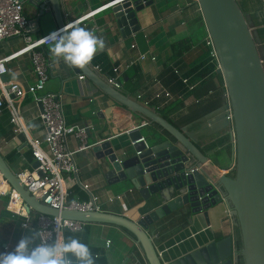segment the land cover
I'll return each instance as SVG.
<instances>
[{
	"label": "crops",
	"instance_id": "crops-1",
	"mask_svg": "<svg viewBox=\"0 0 264 264\" xmlns=\"http://www.w3.org/2000/svg\"><path fill=\"white\" fill-rule=\"evenodd\" d=\"M237 1L252 23L260 47L264 48V0ZM63 2L69 24L76 22L74 26L85 27L104 40V47L98 49L89 62L97 71L116 79L125 93L136 99L141 96V102L149 103L156 110L158 106L161 110L173 104V108H169L173 124L194 141L218 170L233 168L236 144L227 90L223 76L218 73L213 44L208 43L211 40L198 0L144 1L138 11L140 30L137 33L122 32L111 7L97 11L110 0ZM94 11L97 12L81 20ZM24 15L34 24V36H45L58 30L51 6L41 16L38 7L24 0ZM51 45L44 47L50 62V79L45 92L61 96L67 124L86 127L90 145L76 156L77 174L65 176L69 197L91 200L94 196L101 211L136 221L148 212V208L160 205L156 196L148 201L143 199L129 181H123L115 172L108 157H98L91 146L110 142L118 161L129 166L127 162L137 156L129 132L142 127L144 136L149 137L155 128L142 126L144 120L115 104L83 73H76L73 66L66 65L62 58H56L53 63ZM22 46L20 39L4 41L0 45V58L13 55ZM140 54H146L147 59L140 61ZM7 67L9 72L2 76L6 78L2 80L5 87L19 83L27 89L35 84L30 55L13 58ZM114 68L119 69L118 73ZM157 82L174 98L167 105L163 103L164 99L155 98L156 89L160 87ZM204 82L207 83L203 93L206 95L199 98L194 90ZM185 85L187 92L182 89ZM14 106L20 124L12 122L13 112L7 105L0 108V153L8 168L19 174L34 169L36 161L29 138L43 141L46 129L41 119L42 106L33 95L27 93L17 98ZM18 128H22L21 131ZM68 141L71 150L80 145L74 137H69ZM7 192L11 193L7 195ZM12 194L13 190L0 174V253L13 251L26 235L33 237L31 247L39 245L36 231L23 227L27 218L10 211L25 210L21 200L16 205L11 204ZM159 195L162 197L161 193ZM24 214H27L26 210ZM36 214L32 212L29 216L37 218ZM33 223L35 226L36 220ZM235 229L227 206L221 203L193 214L189 225L169 229L166 236L172 234L171 238L161 244L157 241L158 250L164 257L168 253L174 255L185 245L191 248L233 236ZM158 231L154 230L152 235L158 237ZM81 233V241L89 246L95 264H149L143 249L121 228L92 223L86 224ZM232 251L234 264H239L233 241Z\"/></svg>",
	"mask_w": 264,
	"mask_h": 264
},
{
	"label": "water",
	"instance_id": "water-1",
	"mask_svg": "<svg viewBox=\"0 0 264 264\" xmlns=\"http://www.w3.org/2000/svg\"><path fill=\"white\" fill-rule=\"evenodd\" d=\"M26 1L38 7L41 16L51 6L58 29L69 25L63 0ZM144 1L147 0H110V10L122 32L140 30L137 16ZM198 3L218 60V73L227 90L236 144L233 168L218 170L188 135L155 108L117 88L110 77L102 75L92 64L73 66L76 73H83L115 104L155 128L149 137L144 136L142 127L129 132L137 151V156L127 162L129 166L118 161L110 142L91 147L98 157H108L115 172L123 181H129L143 199L148 201L156 196L160 205L148 208L136 221L103 211L58 210L33 196L0 153V174L19 194L27 214L35 212L126 230L134 235L149 264H234L232 236L191 248L185 245L174 255L168 253L164 257L149 233L150 225L173 213L187 210L192 220L193 214L224 203L241 236L242 248L238 250L236 246L235 253L238 261L264 264V48L237 0ZM38 165L36 162L34 168Z\"/></svg>",
	"mask_w": 264,
	"mask_h": 264
},
{
	"label": "built area",
	"instance_id": "built-area-1",
	"mask_svg": "<svg viewBox=\"0 0 264 264\" xmlns=\"http://www.w3.org/2000/svg\"><path fill=\"white\" fill-rule=\"evenodd\" d=\"M109 3L99 9L112 7ZM91 12L84 16L85 19L96 13ZM76 22L70 23L74 25ZM34 24L24 15V0H0V45L9 39H20L23 42L22 48L13 55L0 58V108L5 105L13 112L12 122L20 124V117L15 109L14 102L17 98L24 97L27 93L33 95L36 102L42 106L41 119L45 125L46 134L43 141L30 139L29 144L34 160L39 164L33 170H24L18 174V178L24 184L26 189L43 204L58 209L71 210L78 212L101 211L97 198L91 196V200L69 199L65 176L77 174L76 156L89 148L88 129L86 127L68 125L65 119L64 108L61 96L55 93H46L45 89L50 79V62L44 47L51 44V41L44 40L47 36H34ZM211 40V39H210ZM212 44V41L208 42ZM28 54L31 57L33 72L36 76V82L33 86L25 89L19 83L10 84L5 87L2 83V76L9 72L7 63L19 55ZM213 56L216 57L215 51ZM138 59L144 61L146 54H140ZM152 60H156L152 57ZM119 69L114 68L118 73ZM81 79H84L82 76ZM117 88L121 89L116 79L110 80ZM187 83V80L184 81ZM156 89L155 98L164 99L163 103L167 105L174 100L172 94L162 87ZM191 87L190 89H192ZM141 101V96L138 97ZM146 105L149 103L145 102ZM161 108V107H160ZM159 109V106L157 110ZM232 119V115L229 116ZM148 125L145 121L142 126ZM22 128H18L21 131ZM69 137H74L80 141V145L75 150L69 147ZM144 140V139H142ZM121 197H118L120 199ZM19 194L13 191L11 204L20 201ZM12 213L26 217L23 223L24 228H31L36 231L38 244L43 243H63L65 241V232H81L86 226L85 223L63 219L61 217H50L37 214V218L25 215L23 211L10 210ZM33 220L36 225L33 226ZM233 244L237 246L236 234L233 233Z\"/></svg>",
	"mask_w": 264,
	"mask_h": 264
},
{
	"label": "clouds",
	"instance_id": "clouds-1",
	"mask_svg": "<svg viewBox=\"0 0 264 264\" xmlns=\"http://www.w3.org/2000/svg\"><path fill=\"white\" fill-rule=\"evenodd\" d=\"M52 42L53 63L62 58L68 66L89 64L98 49L104 47L103 38L85 27L67 25L43 37ZM33 237L26 235L13 251L0 253V264H95L89 246L78 238L63 243H43L31 247Z\"/></svg>",
	"mask_w": 264,
	"mask_h": 264
},
{
	"label": "trees",
	"instance_id": "trees-1",
	"mask_svg": "<svg viewBox=\"0 0 264 264\" xmlns=\"http://www.w3.org/2000/svg\"><path fill=\"white\" fill-rule=\"evenodd\" d=\"M180 84L182 85V83L180 82ZM207 83L204 82L203 84H201L198 88H196L194 90L195 93L198 94V97H202L203 95H206V94H203L204 93V89L206 87ZM183 86V85H182ZM183 91L184 92H187V87L185 85V87H182ZM207 91V90H206ZM193 92V93H194ZM208 93V91H207ZM173 108V104H171L169 107L167 106V108L165 107L164 109H161V110H157L164 118H166L170 123L173 124V121L171 120L170 116H169V108ZM154 130V128H153ZM69 199H73L70 195ZM36 214V213H35ZM37 215V214H36ZM190 215L191 213L190 212H179V213H173L167 217H165L164 219H162L161 221L157 222V223H154L152 225H150L149 227V233L150 234H153L154 233V230H160L157 232V234L159 235L158 237L154 234V237L156 239V242L160 241L159 243H164L166 241H168V239L171 238L172 234H170L169 236H166V234L168 233V230L169 231H172L174 228H177V227H185L187 225L190 224ZM123 230V229H122ZM236 238H237V247H238V250H241L242 248V243H241V236H240V232H239V229L236 228ZM128 235H130L133 239H135L134 235L131 234L130 232L124 230ZM69 238H78L79 240L83 239V234L81 232L79 233H73V232H70V231H67L65 232V241ZM240 264H243V260H240Z\"/></svg>",
	"mask_w": 264,
	"mask_h": 264
},
{
	"label": "bare ground",
	"instance_id": "bare-ground-1",
	"mask_svg": "<svg viewBox=\"0 0 264 264\" xmlns=\"http://www.w3.org/2000/svg\"><path fill=\"white\" fill-rule=\"evenodd\" d=\"M12 204H17V203H12ZM15 205H13V208H15ZM12 210H14V211H17V212H19V211H21L19 208H17V209H12Z\"/></svg>",
	"mask_w": 264,
	"mask_h": 264
}]
</instances>
